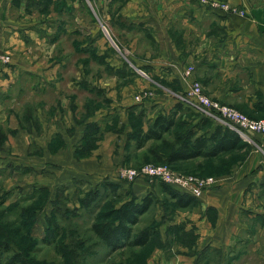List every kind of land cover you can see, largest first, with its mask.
<instances>
[{
    "label": "crops",
    "instance_id": "crops-1",
    "mask_svg": "<svg viewBox=\"0 0 264 264\" xmlns=\"http://www.w3.org/2000/svg\"><path fill=\"white\" fill-rule=\"evenodd\" d=\"M219 1L234 12L195 0H0V54L9 58L0 61V125L14 117L15 136L49 131L50 154L55 146L70 151L63 178L57 165L16 161L43 178L33 190L66 184L96 194L107 185L171 198L157 185L154 195H139L150 186L139 179L129 187L113 169L124 163L137 123L146 131L157 115L170 114L195 81L214 100L264 119V0ZM141 80L153 96L139 103L128 93H139ZM183 104L177 118L189 110L205 116ZM251 138L250 155L195 205L170 216L158 209L145 264H264V135Z\"/></svg>",
    "mask_w": 264,
    "mask_h": 264
},
{
    "label": "rangeland",
    "instance_id": "rangeland-1",
    "mask_svg": "<svg viewBox=\"0 0 264 264\" xmlns=\"http://www.w3.org/2000/svg\"><path fill=\"white\" fill-rule=\"evenodd\" d=\"M103 32L112 43L111 36H109V33L111 34L109 25H103ZM0 55L4 59L8 58ZM4 59L0 61L5 62ZM190 68L194 67L189 66L187 69ZM142 76L146 75L142 74ZM195 82L202 85L200 81ZM202 87L203 91L209 95L203 85ZM143 89H145L144 82L141 80L136 89L140 92H137L138 94L128 93V98L135 101L139 96L145 99L153 96L152 91H148L147 88ZM211 99L214 100L212 97ZM29 103L32 102L29 101ZM189 112L187 113L188 118L184 115L177 118V127L167 134L163 141H150L142 150H134L135 140L131 133L128 146H126L124 163L119 164V168L114 167L113 170L117 171L115 175L120 177L127 169H140L147 164L167 165L173 171L186 175L202 179L213 177L216 183L207 188L203 194L217 188L221 178L225 177L224 173L232 172L234 164L244 161L255 148L243 147L222 153L212 159L182 162L177 164L180 167L169 164L166 158L175 147V139L178 135L192 131L202 135L197 133L198 129L203 128L204 131L208 129L207 126L202 127L200 114L191 110ZM46 116L50 117V113L47 112ZM16 128L17 122L14 117L6 124L0 125V159H10L8 165L1 163L0 160V264H145L143 259L147 252L144 248L125 247L112 251L92 229L94 223H99L101 226L114 223L119 208L130 202L139 203L145 196H138L133 191L120 192L117 186L113 189L114 187L109 188L107 185L102 190H97L96 194L80 186L69 190L66 184L50 192L33 190L35 188H32L33 184L44 181L43 178L34 174L31 167L18 166L15 164L16 161L57 165L59 177L63 178L65 176L62 172L65 169L63 163L70 160V151L66 147L58 149L55 146L52 155L46 150L47 143L53 136L49 131L34 134L17 133L19 135L15 136ZM135 130H141L138 123ZM90 143L92 146L95 145V142ZM104 147L110 146L104 144ZM89 149L83 152L77 151V159L89 155L91 153ZM117 152L115 155L119 156ZM78 165L81 168L92 167L85 164ZM137 180L131 184L128 183V186H133ZM141 180L146 182V187H150L146 190L142 184L140 188L142 191L139 195L145 192L154 195L152 192L155 190V185L159 188L162 185L147 179L141 178ZM46 181H53V179L49 178ZM151 188L152 192H150ZM153 197L154 207L140 217L139 223L133 227L134 235L159 224L156 220L158 209L164 208L170 216L178 208L171 198L162 195ZM51 199L56 201L50 203ZM14 255H20L21 262H13Z\"/></svg>",
    "mask_w": 264,
    "mask_h": 264
},
{
    "label": "trees",
    "instance_id": "trees-1",
    "mask_svg": "<svg viewBox=\"0 0 264 264\" xmlns=\"http://www.w3.org/2000/svg\"><path fill=\"white\" fill-rule=\"evenodd\" d=\"M182 107H184V104L181 102L170 114L160 113L148 125L146 131L142 129L135 130L133 132L135 140L134 150H142L150 141H163L165 136L177 127V116ZM201 118L202 127L215 125V130L209 135L207 132H204V134L198 137L193 131L178 135L175 139V147L166 158L169 164L187 162L198 158L212 159L222 153L251 146L249 143L244 142L236 132L225 128L205 116ZM202 129L200 128L199 130ZM160 184H162L160 190L176 200L178 208L186 209L196 204L197 198L167 184ZM154 204L155 199L152 196L145 197L139 203H127L118 209L114 223L103 226L99 223H94L92 229L112 251L125 247L144 248L149 245L151 238L154 236V229H145L134 236L133 227L139 223L140 217L149 212ZM13 262H21V256L14 255Z\"/></svg>",
    "mask_w": 264,
    "mask_h": 264
},
{
    "label": "built area",
    "instance_id": "built-area-1",
    "mask_svg": "<svg viewBox=\"0 0 264 264\" xmlns=\"http://www.w3.org/2000/svg\"><path fill=\"white\" fill-rule=\"evenodd\" d=\"M195 1L202 7L213 12L224 15H229L234 12L233 7L224 1ZM0 59L4 58L0 55ZM4 60L5 62L9 61L8 58ZM192 71H194V68L187 69L185 71V76H190ZM144 99L145 98L139 96L136 101L140 103L143 102ZM182 102L186 103L189 107L202 111L205 117L236 132L246 143L252 144V134L264 135V119L256 120L250 118L232 107L221 105L212 100L211 97L203 91V87L199 82H194L191 85L190 89H188L182 97ZM119 178L126 183H132L141 178L164 183L197 199L201 197L207 188L216 183L213 177L202 179L193 175L175 172L167 165L155 164H147L140 169H127L122 172Z\"/></svg>",
    "mask_w": 264,
    "mask_h": 264
}]
</instances>
